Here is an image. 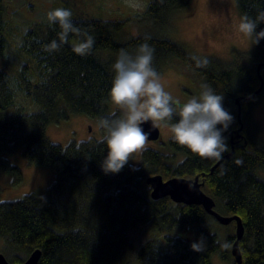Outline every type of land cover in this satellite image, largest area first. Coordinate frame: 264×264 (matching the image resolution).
<instances>
[{"label":"trees","instance_id":"obj_1","mask_svg":"<svg viewBox=\"0 0 264 264\" xmlns=\"http://www.w3.org/2000/svg\"><path fill=\"white\" fill-rule=\"evenodd\" d=\"M195 1L151 0L138 23L153 31L128 39L123 38L128 20H73L95 38L86 57L72 51V36L59 52L45 51V45L57 38L56 26L37 23L23 36L19 52L34 64L24 63L17 80L38 109L29 114L13 109L14 94L0 69V170L13 177L14 186L21 185V169L5 157L20 151L27 163L51 169L55 179L43 193L29 191L17 201H0V238L11 264H23L37 249L38 264H235L231 254L235 224L221 226L201 206L176 204L169 198L153 200L147 179L155 175L165 180L198 176L217 212L241 218L242 264H264V179L258 176L264 173V142L251 121L264 87L252 100L241 102L243 139L235 141L233 154L224 158L232 150L229 134L240 127L234 100L259 89V64L264 80V39L248 52L233 50L231 62L209 57L205 67H196L182 46L161 37L174 18L193 10ZM235 3L240 16L255 18L264 11V0ZM261 29L264 24L257 32ZM146 37L155 49L153 64L159 74L165 65H181L200 91L207 84L223 96V107L233 121L223 132L229 150L222 162L198 157L171 138L166 153L146 148L139 165L128 162L118 174H105L101 163L107 149L102 140L62 147L47 137L48 126L71 115L97 121L112 115L108 111L112 65L120 49L134 53ZM6 43L5 4L0 0V57ZM28 71L37 82L26 77ZM115 113L122 115L121 110ZM141 228L150 236L137 244L130 235ZM174 230L188 236H176ZM200 237L205 239V250L192 251L190 245ZM225 242L231 247L222 248Z\"/></svg>","mask_w":264,"mask_h":264},{"label":"rangeland","instance_id":"obj_2","mask_svg":"<svg viewBox=\"0 0 264 264\" xmlns=\"http://www.w3.org/2000/svg\"><path fill=\"white\" fill-rule=\"evenodd\" d=\"M151 0H4L6 20V48L0 57V69L5 70L7 81L14 94L13 109L27 114L34 112L38 107L28 99L20 88L17 80L18 71L27 63L34 64L33 60L20 54L19 47L23 44V36L37 23L47 25L46 14L57 7L68 8L72 11V20H128L123 32V38L135 37L152 32L149 26L138 23ZM138 3V7L130 6ZM239 12L235 0H196L193 10L188 14L177 16L161 34L182 46L193 57L215 58L225 63L232 61V51L248 52L253 49L250 42L238 31ZM25 63V64H24ZM165 65L161 76V83L165 91L174 98L186 102L193 95H199L197 83L181 66ZM182 68V69H181ZM32 83L36 77L29 71L25 73ZM119 110L111 103L108 106L110 114ZM251 121L259 127V138L264 142V93L253 107ZM160 130L158 141L145 143L151 148L166 153V145L171 139L170 129L162 124L157 125ZM47 137L54 144L67 147L71 143L80 144L91 140H102V131L98 121L86 115H71L68 120L51 124L46 131ZM143 149V150H144ZM142 150V151H143ZM134 153L129 162L140 164L141 152ZM23 173V182L19 186L13 185V177L0 170V201L13 202L21 199L29 191H42L53 183L55 174L51 169L41 168L27 163L21 152L14 155H5ZM181 158V157H180ZM264 179V173L258 174ZM173 234L187 237V232L174 230ZM137 244L142 243L150 235L144 228L135 230L131 235ZM161 238V235H158ZM0 254L7 257L4 249V240L0 238ZM222 264H231L226 262Z\"/></svg>","mask_w":264,"mask_h":264},{"label":"clouds","instance_id":"obj_3","mask_svg":"<svg viewBox=\"0 0 264 264\" xmlns=\"http://www.w3.org/2000/svg\"><path fill=\"white\" fill-rule=\"evenodd\" d=\"M130 6L138 7L134 2ZM72 11L57 7L46 14L48 25L58 27L57 38L45 45L49 53L59 52L68 44L69 37L75 38L72 51L81 57L91 54L95 38L88 30L74 24ZM264 11L253 18L245 13L239 17L238 31L251 46L264 39ZM145 38L134 53L120 49L112 65V82L108 100L122 115L115 112L109 117H101L98 127L102 130V142L107 155L101 163L105 174H118L129 162L134 153L142 151L148 139V133L142 127L151 122L155 128L162 124L170 129L172 140L192 154L209 160H221L227 147L223 132L228 129L233 117L223 107V96L217 94L209 85H201L199 95H193L182 102L165 91L161 76L154 67L155 49ZM196 67L207 65L206 58L192 57ZM206 247L205 239L200 237L190 245L192 251L201 252ZM222 248L231 247L227 242Z\"/></svg>","mask_w":264,"mask_h":264},{"label":"water","instance_id":"obj_4","mask_svg":"<svg viewBox=\"0 0 264 264\" xmlns=\"http://www.w3.org/2000/svg\"><path fill=\"white\" fill-rule=\"evenodd\" d=\"M262 64L258 65L257 73L261 80V85L259 89L252 95L245 97H237L234 102L237 106V120L240 127L229 134L231 139L232 150L224 158H229L233 152V144L235 141L243 139L242 131L244 130V125L242 123V101H250L257 94H259L264 87V80L260 74ZM144 131L147 132L149 141H158L160 139V130L158 126L153 128L151 122L144 124L142 126ZM223 159L220 160L222 162ZM147 185L151 188L150 196L153 200H160L163 198H169L172 202L176 204L183 205H197L201 206L205 212L213 217L218 224L221 226H229L230 224H235V235L236 240L232 245L231 254L234 258L235 264H242V255L239 248L240 241L244 236V226L242 220L238 216H225L216 211V203L208 196L204 191V182H200L198 176L189 179L184 177H173L170 179H163L161 175H155L147 179ZM41 257V251L39 249L32 252L23 264H38ZM0 264H11L3 254H0Z\"/></svg>","mask_w":264,"mask_h":264},{"label":"bare ground","instance_id":"obj_5","mask_svg":"<svg viewBox=\"0 0 264 264\" xmlns=\"http://www.w3.org/2000/svg\"><path fill=\"white\" fill-rule=\"evenodd\" d=\"M101 53V52H100ZM103 54V53H102ZM104 56V55H103Z\"/></svg>","mask_w":264,"mask_h":264}]
</instances>
